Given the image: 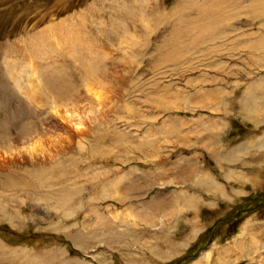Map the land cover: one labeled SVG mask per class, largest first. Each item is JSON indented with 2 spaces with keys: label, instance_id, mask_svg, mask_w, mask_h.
Instances as JSON below:
<instances>
[{
  "label": "rangeland",
  "instance_id": "rangeland-1",
  "mask_svg": "<svg viewBox=\"0 0 264 264\" xmlns=\"http://www.w3.org/2000/svg\"><path fill=\"white\" fill-rule=\"evenodd\" d=\"M0 164V264H264V0H0Z\"/></svg>",
  "mask_w": 264,
  "mask_h": 264
},
{
  "label": "bare ground",
  "instance_id": "bare-ground-1",
  "mask_svg": "<svg viewBox=\"0 0 264 264\" xmlns=\"http://www.w3.org/2000/svg\"><path fill=\"white\" fill-rule=\"evenodd\" d=\"M91 70H92V69H91ZM54 78H55V77H54ZM57 82H58V81H57ZM63 82H64V81H63ZM57 85H58V84H57ZM58 86L62 89L61 84H59ZM67 87H69V89H70V86H67ZM52 88H53V87H52ZM54 88H55V87H54ZM57 91H58V90H57ZM54 121H55V120H54ZM76 123H77V122H76ZM78 123H79V122H78ZM80 127H81V126H80ZM83 130H84V129H83ZM56 135H57V134H56ZM30 140H31V139H30ZM37 142H38V141H37ZM42 144H43V143H42ZM32 152H33V151H32ZM47 154H48V153H47ZM31 156H32V155H31ZM26 157H27V156H26ZM26 157H25V158H26ZM28 157H29V155H28ZM28 157H27V159H30V158H28ZM51 157H52V156H51ZM53 157H54V156H53ZM23 158H24V157H23ZM33 159H34V158H33ZM35 159H36V158H35ZM12 164H13V163H12ZM0 165H1V164H0ZM35 169H36V168H35ZM46 171H47V170H46ZM30 172H31V171H30ZM43 173H44V172H43ZM40 174H41V176H42V173H40ZM54 174H56V173H54ZM32 175H33V174H32ZM34 175H35V174H34ZM48 175H49V174H48ZM63 175H64V174H63ZM35 176H37V175H35ZM41 176H40V177H41ZM44 176H45V174H44ZM52 176H53V175H52ZM56 176H57V175H56ZM60 176H61V172H59V176H58V177H60ZM43 178H44V177H43ZM43 178H42V180H43ZM40 180H41V178H40ZM19 182L21 183L22 180H20ZM39 182H41V181H39ZM4 183H5V182H4ZM22 183H23V182H22ZM44 183H45V182H44ZM44 183H43V184H44ZM6 184H7V183H6ZM40 184H41V183H40ZM40 186H41V185H40ZM18 187H19V186H18ZM21 187H23V186H21ZM67 188H68V187H67ZM72 191H74V190H72ZM68 195H69V194H68ZM67 197H68V196H67ZM68 199H69V198H68Z\"/></svg>",
  "mask_w": 264,
  "mask_h": 264
}]
</instances>
